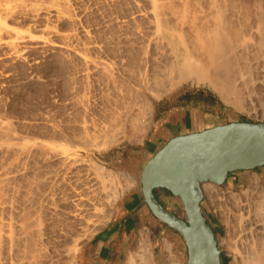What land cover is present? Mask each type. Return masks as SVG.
<instances>
[{"label":"bare ground","instance_id":"obj_1","mask_svg":"<svg viewBox=\"0 0 264 264\" xmlns=\"http://www.w3.org/2000/svg\"><path fill=\"white\" fill-rule=\"evenodd\" d=\"M59 73L64 93L49 91L50 105L33 116L20 120L0 107V264H80L125 181L136 182L96 151L129 128L151 127L152 99L169 87L197 78L226 103L263 112L264 0H0L1 98L47 90ZM56 108L67 112L64 123ZM251 183L235 207L237 231L226 227L237 233L235 244L227 239L235 264H264V194L256 178ZM225 189L202 183L207 198H232ZM145 234L137 252L150 263ZM165 245L170 264H179ZM142 255L128 252L125 264Z\"/></svg>","mask_w":264,"mask_h":264},{"label":"water","instance_id":"obj_2","mask_svg":"<svg viewBox=\"0 0 264 264\" xmlns=\"http://www.w3.org/2000/svg\"><path fill=\"white\" fill-rule=\"evenodd\" d=\"M264 166V121L231 120L178 134L141 170L145 202L162 222L177 230L188 249L187 264H222L215 231L202 210V183L224 184L231 172ZM181 197L186 216L168 209L154 190Z\"/></svg>","mask_w":264,"mask_h":264},{"label":"rangeland","instance_id":"obj_3","mask_svg":"<svg viewBox=\"0 0 264 264\" xmlns=\"http://www.w3.org/2000/svg\"><path fill=\"white\" fill-rule=\"evenodd\" d=\"M57 77L54 76L52 78L53 81L51 80V86H48L47 90H46V88L45 89L42 88V89H39V91L34 90L32 92L30 91L31 93L29 92L26 94H20L21 96L19 94H17L16 92H14L15 94H13V92L12 93L4 92V94H2V98L0 96V107H1V109L4 108V110H6L9 113V115L18 116L20 120H23L26 117L33 116L34 114L37 113L36 111H38L39 107L41 108V107H46V106L50 105L49 104V100H50L49 91H55L57 93H60L61 90L64 89L65 86H67V84L64 83L65 80H64V77L62 74L59 73L57 75ZM184 85H199V86H204V87L210 88L222 98L219 91L216 90L215 88H213V86L210 83L199 82L197 78H189V79L181 81L178 84H175L174 86L169 87L165 92H163L161 94V96L159 98H153L152 99L153 109H154V104L158 99L165 97L167 94H169L170 92H172L176 88L184 86ZM61 93H64V90H62ZM61 93H60V95H62ZM226 104L231 108L233 120L238 119V120L254 121V122L264 121V113H263L264 111L262 112V110H260V109L259 110L261 112L259 110H256L258 108H256L252 104L247 103L244 106L245 108L243 107L242 109L241 108L238 109L237 107H234L228 103H226ZM54 110L56 111L57 108ZM54 110H53V112H55ZM58 110H59V112H58ZM58 110H57V112H55L56 115H55V113H53V114H54L56 120H58L59 117L62 116L61 119H59V120H60V122L62 121V123H64L67 119V112L64 109H58ZM257 111H259V112H257ZM60 113H61V115H60ZM62 118H65V119H62ZM151 127H147L143 131L141 130L140 132L134 131V130L129 128L130 130L128 129L127 135L126 136L122 135L120 137L121 139L119 138L120 140H117L118 142L112 143L111 145L103 148L100 152L96 151V155L98 156V158L100 160H104L110 168H112L114 170L129 171L135 176L136 182L132 186H130L131 184L128 183L129 181H125V182H127L126 188H128V187L129 188L127 189V191H125L119 197L117 204L126 195V193H128L129 191H131L133 189H137L139 192L142 193L141 181H140L141 170L143 168L145 161H147L149 156L143 157L141 147H142V144L144 143V140L147 137ZM130 136H131V138H130ZM245 174H246L245 180L241 184L231 185L228 182V180L224 184H221V189H223L222 191H225L226 190L225 188H227V190L231 191L230 194H232L231 195L232 198H233V196L234 197L236 196V198H235L236 201H234V199H232L231 197L229 198V195H227V197H228L227 198L226 196L223 197L220 194H218V196L219 197L221 196V197L219 199H217L218 198L216 196L217 192H215L210 197H208L209 199H212V200L214 199L213 205H212V203L210 205L209 199L207 198L206 195H204V199L202 202V209H203V212L205 214V217L210 222V224L212 225V227L215 231V234H216L218 246L222 250V252H221L222 264H235V260L230 253V249L227 248V245H228L227 239H229L230 236H233V237L235 235L237 236L236 232H235V235H231V233L233 234L234 231H237L236 230L237 227L234 226L235 227V229H234L232 224L236 225L235 222H237L239 220V219L237 220L238 209L235 207L239 206L240 201L245 200V197L243 196L245 194L242 195L241 193H244V191L247 190V188H248V191L250 189H252L253 183H251V179L253 180L254 178H256L257 187H258L257 192L259 193L260 189H261L260 193L264 194V166L258 167L257 169H253V170H247V171H245ZM241 190H243V191H241ZM163 200L165 203H167V205H170V208L173 209L172 211H174L175 213H177L181 217H184L185 210H184L183 205L179 201L178 197L174 196L170 191H167L165 194V199H163ZM231 200H233L232 201L233 203L235 202L234 203L235 205H232ZM218 201H220V202H218ZM117 204H116V206H117ZM216 204H217V206L218 205L219 206L214 208L213 206L214 205L216 206ZM214 209H215V211H214ZM224 209H226V210H224ZM229 210L230 211L235 210L234 211L235 215H233L234 213H231ZM227 211H229V213H227ZM215 212H216V214H215ZM225 214H228L229 216L233 215L234 218L232 216L229 217ZM226 217H228V218L226 219ZM232 218L233 219L236 218L235 219L236 221L233 220ZM229 219L232 220L231 224H229L230 223ZM227 220H229V221H227ZM229 225H231V227ZM226 227H228L230 231L232 229H234V230L230 233V231L227 230L228 228L226 229ZM227 231H229L230 234L227 233ZM140 232L147 233V234H145V236L148 240L147 243H149L148 246H149L150 250H152V252H153V256H152L153 259H152V262H150V263L143 262V261H146V259L150 260V258L147 257L148 254H145L144 251L137 252L140 248L139 242H138ZM172 233H173V235H172ZM172 233L170 235L159 236V238L156 239L153 236L152 228L150 226H147V225L141 226L136 230V235L134 237L133 242L130 243V246H128L129 248L124 249L125 251H123V255H121V257H120V258H122V260L119 258V260L117 262H112L110 264H125L127 254L130 251H132V252L136 251V254L137 253L138 254H144L142 256H137V260H138L137 263L138 264L139 263L140 264L141 263L142 264H170L168 254H167L168 252H167V250H165L166 249L165 244H167V243H170V247L172 249V255L175 256V258L177 260L176 263L185 264L187 259H188V249H187L186 243L184 241V238L178 231H177V233L172 231ZM95 236H96V234L93 236V238ZM233 237H231L232 238L231 240L235 244V242H234L235 240H233V239H235V237L234 238ZM93 238H91L90 240L85 242L84 245H86L87 243H90V241ZM232 241H231V243H232ZM136 243H137V245H136ZM84 245L82 247H84ZM147 252H150V251H147Z\"/></svg>","mask_w":264,"mask_h":264},{"label":"crops","instance_id":"obj_4","mask_svg":"<svg viewBox=\"0 0 264 264\" xmlns=\"http://www.w3.org/2000/svg\"><path fill=\"white\" fill-rule=\"evenodd\" d=\"M231 120H233L231 108L212 89L199 85L178 87L155 102L153 125L141 147L143 157H152L168 140L178 134L200 131ZM245 171L247 170L231 172L228 182L231 185L243 183L246 175ZM166 192L167 190L164 188H159L156 194L168 209L173 210L163 200ZM113 222L114 224H112ZM117 224L120 225L117 226ZM144 225L152 228L153 236L156 239L159 236L170 235L172 231L177 233L175 229L159 220L145 202L143 194L137 189H133L118 202L107 225L96 234L97 236L90 243L81 248L80 264H110L117 262L123 255L124 249H128L129 244L133 242L136 230ZM109 226H112L113 231ZM107 232L110 233L109 236ZM100 242L102 246L99 253L94 255V248Z\"/></svg>","mask_w":264,"mask_h":264},{"label":"flooded vegetation","instance_id":"obj_5","mask_svg":"<svg viewBox=\"0 0 264 264\" xmlns=\"http://www.w3.org/2000/svg\"><path fill=\"white\" fill-rule=\"evenodd\" d=\"M165 190H167V189H165ZM167 191H168V190H167ZM156 192H157V189L154 190V193H155L156 197L158 198ZM158 199H159V198H158ZM159 200H160V199H159ZM160 201H161V200H160ZM161 202H162V201H161Z\"/></svg>","mask_w":264,"mask_h":264}]
</instances>
